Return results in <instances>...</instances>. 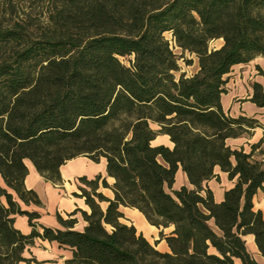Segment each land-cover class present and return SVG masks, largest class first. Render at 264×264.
Listing matches in <instances>:
<instances>
[{
  "label": "trees",
  "instance_id": "1",
  "mask_svg": "<svg viewBox=\"0 0 264 264\" xmlns=\"http://www.w3.org/2000/svg\"><path fill=\"white\" fill-rule=\"evenodd\" d=\"M167 33L198 58L194 75L177 78ZM261 56L264 0H0V264H30L24 253L37 239L71 250L67 264H259L245 237L264 257V214L253 203L264 191V161L254 156L264 139L249 153L227 140L261 123L231 117L221 99L233 67ZM252 89L264 109L262 84ZM159 135L173 148L153 146ZM81 156L104 159L113 185L102 175L79 179L90 208L82 231L75 213L58 215L65 229L38 225L40 213L10 192L43 206L25 186L26 162L59 184L61 167ZM180 167L192 187L173 190ZM217 167L237 178L221 203L206 185ZM122 207L161 229L170 251L123 223ZM15 215L28 217L30 234L15 228Z\"/></svg>",
  "mask_w": 264,
  "mask_h": 264
},
{
  "label": "crops",
  "instance_id": "2",
  "mask_svg": "<svg viewBox=\"0 0 264 264\" xmlns=\"http://www.w3.org/2000/svg\"><path fill=\"white\" fill-rule=\"evenodd\" d=\"M220 42L219 47L223 45V40H217ZM218 47V48H219ZM259 65L264 72V57H258L249 64H240L233 67L232 71L226 76L227 78V90L228 92L222 96L221 103L224 111L231 117L247 116L253 117L260 121L261 127H258L252 131L251 136L240 137L236 139H228L227 145L232 149L243 148L245 152L249 153L251 147L254 144L259 143L264 139V109L257 107L250 101L253 89L252 85L255 82L262 84L264 89V76H260L254 71L250 65ZM198 71V68L196 72ZM244 93V94H243ZM245 95V96H243ZM158 129V126L155 127ZM164 145L169 148H173V143L170 141L169 136L159 135L154 141L153 146ZM255 158L260 161H264V143L261 147L256 149ZM29 173L25 180V186L28 190H34L41 201L43 206L26 205L20 201L14 192L20 207L24 211L38 212L40 218L37 220L38 225L51 227L54 229H65L58 220V215L64 220L70 219L71 215L75 213L73 218L77 220L74 229L82 231L86 226V222L82 217V211L90 213V208L86 204L85 197H82L81 188H86L85 185L79 180L81 177H87L88 179H94L97 175L107 177L106 162L101 159L100 163H95L88 157H77L68 161L61 167L62 182L54 184L45 180L35 169L33 164L29 161L26 162ZM99 165V168L96 166ZM107 181L110 185H113L114 179L107 177ZM237 178L231 180L228 173L221 171L219 167L215 169V177L207 182V187L212 190L214 199L217 203H221L224 200L225 192L235 186ZM0 185L6 187L5 183L0 175ZM191 188V184L180 167L176 174L173 190H179L181 187ZM100 191L109 199H113L114 194L111 189L101 188ZM5 202V200H3ZM253 203L256 210H261L264 214V191H259L254 199ZM107 203H101L103 210L106 209ZM124 218L122 220L125 224H133L139 233H142L144 237L153 245L157 246V249L161 252H169V247L164 239H161L159 229L150 225L144 215L136 209L122 207ZM14 226L23 234L28 235L32 232V227L29 225L27 216L15 215ZM147 228V230L145 229ZM170 230V233L174 230V227L164 229V231ZM150 231V232H149ZM159 232V235H158ZM166 235V234H165ZM169 235V234H168ZM248 251L253 255L259 264H264V257L260 254L258 247L255 243L254 237L248 235L245 237ZM24 257L32 260L30 264H67V260L72 258V251L66 248H61L56 242H49L47 240L37 239L35 244L29 246ZM20 264H29L22 262ZM237 264H241L237 261Z\"/></svg>",
  "mask_w": 264,
  "mask_h": 264
},
{
  "label": "rangeland",
  "instance_id": "3",
  "mask_svg": "<svg viewBox=\"0 0 264 264\" xmlns=\"http://www.w3.org/2000/svg\"><path fill=\"white\" fill-rule=\"evenodd\" d=\"M166 38L169 41H171V46H172L174 52L176 53L177 57L179 58L178 65H179L180 70H179V72L176 73L177 78L180 77L181 74H185L187 77L194 75L196 73L197 68H198V58L195 55L190 54L188 52H182L178 47H175V44L172 41V35L170 33L166 34ZM219 45H220V42L215 40V41H212L210 43L209 47H210V49H214V48H218ZM130 60H131L130 58L122 59V61L128 66H129ZM250 66L254 71L257 72L258 75L264 76V72L259 65L256 66V65L252 64ZM262 82L264 84V80ZM243 96H245V95H243ZM155 127H156V125H154V128ZM99 167H100L99 165L96 166V168H99ZM145 229L147 230V228H145ZM160 231H161V229H159V232ZM159 232H158V235H159ZM164 234H166V235L170 234V230L164 231Z\"/></svg>",
  "mask_w": 264,
  "mask_h": 264
}]
</instances>
